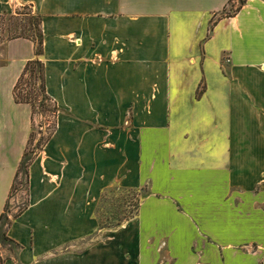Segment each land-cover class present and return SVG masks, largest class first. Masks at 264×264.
<instances>
[{
  "label": "crops",
  "instance_id": "crops-1",
  "mask_svg": "<svg viewBox=\"0 0 264 264\" xmlns=\"http://www.w3.org/2000/svg\"><path fill=\"white\" fill-rule=\"evenodd\" d=\"M232 2L0 0V14L28 5L40 15L46 90L58 107L28 169L26 208L7 231L17 249L3 264L135 263L124 238L74 248L98 226L105 191L170 181L185 184L188 201L172 241L214 230L264 256V0L226 17ZM35 57L31 40L1 45L0 219L32 133V108L15 102V87ZM228 192L248 210L224 209ZM146 201L136 223L165 228L170 206ZM261 253L246 264H264Z\"/></svg>",
  "mask_w": 264,
  "mask_h": 264
},
{
  "label": "rangeland",
  "instance_id": "rangeland-1",
  "mask_svg": "<svg viewBox=\"0 0 264 264\" xmlns=\"http://www.w3.org/2000/svg\"><path fill=\"white\" fill-rule=\"evenodd\" d=\"M240 5V0H235L231 3L224 14L228 15L234 12ZM40 15L34 13L32 8L28 5L18 7L15 11L5 12L0 14V52L1 45L7 41L10 36L20 33V28H26L36 31L38 28V18ZM37 40V34H33ZM41 56L36 57L37 61H42ZM226 59L224 58V65ZM205 82V81H204ZM30 87V79L26 77L19 86L18 93L20 97H24L26 90ZM201 89L198 91V95ZM55 121L57 118L49 116L39 108L35 114V121L32 125V141L28 151L33 157L34 154L42 149L41 146L46 144L49 140L50 133L54 130ZM40 144V146H39ZM37 146V147H36ZM32 151L33 154H32ZM24 180V181H23ZM27 180V179H26ZM25 177L20 180V188L12 193L10 198L11 202L7 209L8 219L11 220L14 216L22 213L27 205V182ZM169 184V183H168ZM188 184V183H187ZM167 189L153 190L151 185H147L142 189L128 190V189H110L103 193L100 200L96 219L98 226L95 230L83 237L78 245H75L74 250L83 252L92 248L97 243L101 242L103 238L109 239L112 243L113 240L124 238L123 242L124 251L127 259H132V255H137L138 260L130 264H226V257L233 256L234 259L242 260L246 264L249 258L262 252L261 246L252 245L246 242H222L216 238L214 230H196L195 239L192 243L182 244L177 241H172L171 238L174 232L171 231L173 224H177L185 216L186 202L183 191L185 184L179 181H170ZM19 197L20 203L15 205V199ZM162 203V205L170 206L171 213L167 214L169 223L165 228H156L154 225L147 223H136V219H130L119 226L118 222L125 217L129 212L135 213L138 201L141 200L139 207V215L144 211L147 199ZM223 199V208H235L241 211V208H247L246 198L233 197L230 192L225 193ZM9 216H11L9 218ZM136 216V217H138ZM135 217V218H136ZM244 217V215H239ZM145 228H144V226ZM8 222L4 220L2 229L0 231V264H3V258L6 250H16L17 246L14 245L7 236ZM169 227V228H167ZM6 232L5 237L2 234ZM173 233V234H172ZM108 240V241H109ZM9 253V252H8ZM258 262H262L264 256L259 254ZM257 257V256H255ZM141 259V260H140ZM228 264H242L241 261Z\"/></svg>",
  "mask_w": 264,
  "mask_h": 264
},
{
  "label": "trees",
  "instance_id": "trees-1",
  "mask_svg": "<svg viewBox=\"0 0 264 264\" xmlns=\"http://www.w3.org/2000/svg\"><path fill=\"white\" fill-rule=\"evenodd\" d=\"M244 3H245V0H240L239 7L234 12H232L231 14L226 15V17H232L233 15H235L241 9V7L244 5ZM35 33L38 36L37 40L33 36V34H35ZM19 38L28 39V40H31L32 42H34V44H35V56L36 57L41 56V58H42V55L44 53V34H43V30H42L41 17L38 18V28L36 31L29 30L26 28H20L19 34H15L13 36H10L7 40H14V39H19ZM36 57L34 60H31L26 64L25 69H24V71H23V73H22V75H21V77H20V79H19V81L15 87V92H14V99H15L16 103H18V104H29L31 106V108H32V125L34 124V121H35L36 111L39 108L44 112V114L47 113V114H49V116H51L55 119L57 118V115H58L57 104L47 94L45 65L42 61H37ZM26 77H29V79H30V87L26 90L24 97H20V95L18 93V89H19L20 84L22 83V81ZM201 92H202V90H201ZM55 123L56 124L54 126V130L50 133L49 139L52 137V135L54 134V132L56 130L57 121H55ZM31 141H32V133L30 135V139L28 141V147L25 151L23 160H22L20 167L17 171L16 178L14 181V185L12 187V193H14L16 190H18L20 188L19 187L20 186V180H21V185H22V183H23L22 179L24 177H25V180L28 178L29 166L34 161L35 157L37 156V154H34V156L32 157L31 153L28 151V148L31 144ZM44 145L41 147L43 148ZM39 146H40V144H39ZM33 152L34 151H32V154H33ZM26 182H27V180H26ZM140 203H141V200L138 201L135 213H133V212L127 213L125 215V217L122 218L116 226H119L122 223L138 216ZM7 209H6V212L2 215V217L0 219V231L2 229V224L4 223V220L8 222L7 228H9V226L11 225V220L8 219ZM20 214H21V212H20ZM20 214H18L17 216H19ZM17 216H14L13 218H16ZM5 235H6V232L4 231V233L2 234V237H4L6 239L7 237H5Z\"/></svg>",
  "mask_w": 264,
  "mask_h": 264
},
{
  "label": "built area",
  "instance_id": "built-area-1",
  "mask_svg": "<svg viewBox=\"0 0 264 264\" xmlns=\"http://www.w3.org/2000/svg\"><path fill=\"white\" fill-rule=\"evenodd\" d=\"M8 215V214H7ZM11 216H9V218H10Z\"/></svg>",
  "mask_w": 264,
  "mask_h": 264
}]
</instances>
